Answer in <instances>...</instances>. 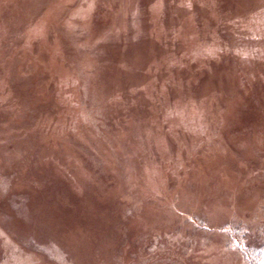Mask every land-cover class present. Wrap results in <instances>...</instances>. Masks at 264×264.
<instances>
[{
	"label": "rangeland",
	"instance_id": "rangeland-1",
	"mask_svg": "<svg viewBox=\"0 0 264 264\" xmlns=\"http://www.w3.org/2000/svg\"><path fill=\"white\" fill-rule=\"evenodd\" d=\"M233 241L264 244V0H0V264Z\"/></svg>",
	"mask_w": 264,
	"mask_h": 264
},
{
	"label": "trees",
	"instance_id": "trees-1",
	"mask_svg": "<svg viewBox=\"0 0 264 264\" xmlns=\"http://www.w3.org/2000/svg\"><path fill=\"white\" fill-rule=\"evenodd\" d=\"M233 244H235L240 250L242 258L246 264H264V244L258 246H246L239 241H235Z\"/></svg>",
	"mask_w": 264,
	"mask_h": 264
}]
</instances>
